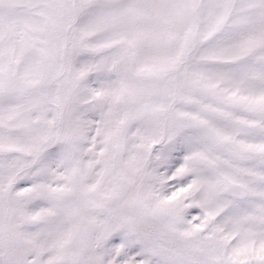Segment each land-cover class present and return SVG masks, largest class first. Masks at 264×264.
<instances>
[{
  "label": "snow or ice",
  "instance_id": "1",
  "mask_svg": "<svg viewBox=\"0 0 264 264\" xmlns=\"http://www.w3.org/2000/svg\"><path fill=\"white\" fill-rule=\"evenodd\" d=\"M0 264H264V0H0Z\"/></svg>",
  "mask_w": 264,
  "mask_h": 264
}]
</instances>
